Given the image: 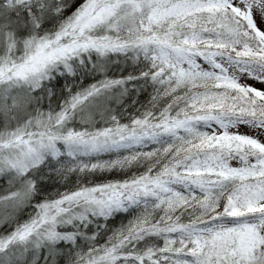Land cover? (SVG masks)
I'll list each match as a JSON object with an SVG mask.
<instances>
[{"label": "snow or ice", "instance_id": "obj_1", "mask_svg": "<svg viewBox=\"0 0 264 264\" xmlns=\"http://www.w3.org/2000/svg\"><path fill=\"white\" fill-rule=\"evenodd\" d=\"M0 264H264V0H0Z\"/></svg>", "mask_w": 264, "mask_h": 264}, {"label": "rangeland", "instance_id": "obj_2", "mask_svg": "<svg viewBox=\"0 0 264 264\" xmlns=\"http://www.w3.org/2000/svg\"><path fill=\"white\" fill-rule=\"evenodd\" d=\"M249 83H253L252 81H249ZM257 87H260L259 84L256 85ZM242 131H246V129H241Z\"/></svg>", "mask_w": 264, "mask_h": 264}]
</instances>
